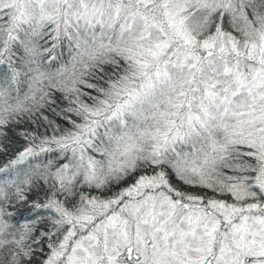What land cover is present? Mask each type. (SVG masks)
Masks as SVG:
<instances>
[{
  "label": "snow or ice",
  "instance_id": "6c2138e0",
  "mask_svg": "<svg viewBox=\"0 0 264 264\" xmlns=\"http://www.w3.org/2000/svg\"><path fill=\"white\" fill-rule=\"evenodd\" d=\"M0 264H264V0H0Z\"/></svg>",
  "mask_w": 264,
  "mask_h": 264
}]
</instances>
